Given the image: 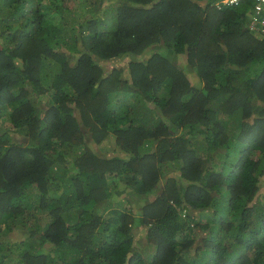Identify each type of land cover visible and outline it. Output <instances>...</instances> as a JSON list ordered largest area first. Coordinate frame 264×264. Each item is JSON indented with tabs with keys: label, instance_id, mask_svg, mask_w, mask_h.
I'll list each match as a JSON object with an SVG mask.
<instances>
[{
	"label": "trees",
	"instance_id": "trees-1",
	"mask_svg": "<svg viewBox=\"0 0 264 264\" xmlns=\"http://www.w3.org/2000/svg\"><path fill=\"white\" fill-rule=\"evenodd\" d=\"M216 1L0 0V264H264V33Z\"/></svg>",
	"mask_w": 264,
	"mask_h": 264
},
{
	"label": "built area",
	"instance_id": "built-area-1",
	"mask_svg": "<svg viewBox=\"0 0 264 264\" xmlns=\"http://www.w3.org/2000/svg\"><path fill=\"white\" fill-rule=\"evenodd\" d=\"M224 5H237L242 2L248 5L246 26L257 32L264 33V0H217Z\"/></svg>",
	"mask_w": 264,
	"mask_h": 264
},
{
	"label": "rangeland",
	"instance_id": "rangeland-1",
	"mask_svg": "<svg viewBox=\"0 0 264 264\" xmlns=\"http://www.w3.org/2000/svg\"><path fill=\"white\" fill-rule=\"evenodd\" d=\"M247 17V16H246ZM128 58H126V59H118V60H115L114 62H111V63H107V64H105V68H106V70L107 71H110V69L113 67V66H115V65H125V63H126V60H127ZM43 100V99H42ZM43 101H45V100H43ZM113 140V139H112ZM112 140L110 141V143H107V144H105L104 145V147H101L104 151H107V148H108V146L109 145H111L112 146ZM109 148H111V147H109ZM136 232V231H135ZM137 233V232H136Z\"/></svg>",
	"mask_w": 264,
	"mask_h": 264
}]
</instances>
